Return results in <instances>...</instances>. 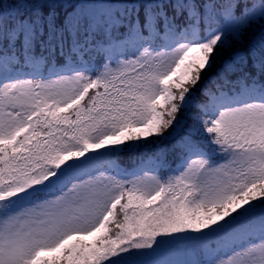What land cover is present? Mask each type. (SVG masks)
I'll return each mask as SVG.
<instances>
[{
    "label": "snow or ice",
    "instance_id": "6c2138e0",
    "mask_svg": "<svg viewBox=\"0 0 264 264\" xmlns=\"http://www.w3.org/2000/svg\"><path fill=\"white\" fill-rule=\"evenodd\" d=\"M0 264H264V0L0 3Z\"/></svg>",
    "mask_w": 264,
    "mask_h": 264
},
{
    "label": "trees",
    "instance_id": "16d2710c",
    "mask_svg": "<svg viewBox=\"0 0 264 264\" xmlns=\"http://www.w3.org/2000/svg\"><path fill=\"white\" fill-rule=\"evenodd\" d=\"M8 2V1H7ZM0 3H3V0H0ZM152 154L146 147L140 148H126L121 150L117 155L110 157L113 158L118 165H122L124 163V168L126 171L131 174L136 171H139V175H143L142 169L144 166L149 165L152 162ZM121 161V163H120ZM178 165H174L176 167ZM163 175H170L171 173H161ZM129 180L135 179L136 176H132ZM122 219V217H121ZM113 230L115 231V226H112ZM163 252V250H162Z\"/></svg>",
    "mask_w": 264,
    "mask_h": 264
},
{
    "label": "rangeland",
    "instance_id": "374dc122",
    "mask_svg": "<svg viewBox=\"0 0 264 264\" xmlns=\"http://www.w3.org/2000/svg\"><path fill=\"white\" fill-rule=\"evenodd\" d=\"M7 1H8V0H3V3H4V2H7Z\"/></svg>",
    "mask_w": 264,
    "mask_h": 264
}]
</instances>
